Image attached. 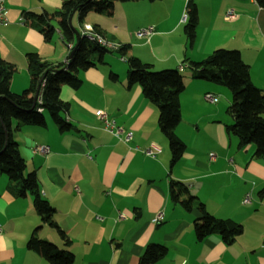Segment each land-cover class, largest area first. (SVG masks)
<instances>
[{"label":"crops","instance_id":"obj_1","mask_svg":"<svg viewBox=\"0 0 264 264\" xmlns=\"http://www.w3.org/2000/svg\"><path fill=\"white\" fill-rule=\"evenodd\" d=\"M193 1L197 25L191 42L182 19L188 0L116 1L110 13L90 10L83 20L73 13L71 25L79 34L84 24H90L118 48L128 44L124 55L118 48L108 51L124 57L121 61L136 56L153 70L180 72L184 89L175 132L185 150L170 163L167 140L157 124V106L138 84L127 83V70L116 58H106L107 52L101 61L95 58L93 66L77 72L81 80L77 87L60 86L59 97L68 103L67 130L60 131L48 114L42 126L12 123L25 172L36 173L40 195L54 208L52 219L69 243L41 220L33 195L18 196L0 174V264H48L27 247L31 236L71 251L72 264H139L150 243L167 251L152 264H264V157L254 156L253 144L239 147L237 136L227 131L233 122L229 89L193 75V62L213 50H238L252 83L264 90V8L255 0ZM60 4L61 0H4L8 24L0 26V57L16 66L9 80L12 92L29 87L26 53H36L50 65L70 59L76 37L63 38L52 20L53 30L45 39L39 29L43 25L32 15L52 12ZM228 10L235 14L231 19L226 18ZM149 26L151 34L137 36L139 29ZM206 93L216 96V103L221 94L226 104H215L205 113L187 107L184 114V96L198 109L204 106ZM97 109L131 132V140L125 142L105 130ZM200 125L206 136L200 143L192 142L188 132ZM211 140L212 146L204 144ZM151 143L159 147L154 156L143 152ZM37 145L47 146L48 152L33 153ZM171 180L188 187L189 193L180 199L195 195L210 214L240 223L241 234L231 243L218 233L197 240L193 221L201 212L196 206L186 210L171 201ZM247 194L249 203L244 201ZM157 214L160 219L154 220Z\"/></svg>","mask_w":264,"mask_h":264},{"label":"trees","instance_id":"obj_2","mask_svg":"<svg viewBox=\"0 0 264 264\" xmlns=\"http://www.w3.org/2000/svg\"><path fill=\"white\" fill-rule=\"evenodd\" d=\"M116 1L133 0H61L59 9L32 15L40 25H43L39 29L45 39L50 38L53 30L50 24L52 20L56 21L63 38L73 39L75 33L69 22L72 13L77 12L79 20H83L90 10L110 13ZM255 1L264 8V0ZM186 14L183 30L191 42L197 25V8L193 0H188ZM94 28L96 29V26ZM128 49V44L120 45L117 52L124 55ZM72 50V56L66 63L55 65L41 60L36 53H26L30 84L19 93L12 92L9 88V80L16 71V66L0 57V174L7 177L18 196H25L27 193L33 195L34 209L41 220L56 228L66 244L69 243V239L52 219L54 208L40 195L36 173L25 172V161L12 136V123L16 121L42 126L45 124V114H48L60 131L70 127L64 118L68 112V103L59 97L61 84L77 87L81 82L77 72L93 66L96 59L101 61L105 52L113 51L96 42L88 41L83 36L73 45ZM127 63V83L138 84L143 95L157 106V124L167 139L170 163L173 164L180 159L185 150V143L175 132L181 115L179 96L184 89L183 77L177 69L153 70L151 64L143 62L136 56H129ZM193 68L195 78L218 83L229 89L231 104L228 112L233 117V122L226 126L227 131L237 136L239 147L253 144L254 156L264 157V90L252 83L249 67L241 59L239 51L217 48L203 60L193 62ZM42 81L44 87L38 101L39 84ZM40 107L43 109L42 112L37 111ZM188 193L185 183L170 181L171 201L186 210L196 206L201 212L200 218L193 221L197 240L218 233L225 243H231L241 234L240 223L210 214L195 195L180 199L183 194ZM27 247L44 256L48 264H72L74 261L71 251L35 236H31L27 241ZM166 252L165 246L150 243L140 256L139 264H152L164 257Z\"/></svg>","mask_w":264,"mask_h":264},{"label":"built area","instance_id":"obj_3","mask_svg":"<svg viewBox=\"0 0 264 264\" xmlns=\"http://www.w3.org/2000/svg\"><path fill=\"white\" fill-rule=\"evenodd\" d=\"M234 16H235V14L232 12V10L227 11V13H226L227 19H231ZM182 19L183 20L187 19L186 13L183 14ZM7 24H8V20H7L6 12H5L4 0H0V26H5ZM152 31H153V28L151 26L146 27V28H141L137 31V36L146 37L149 34H151ZM80 35L83 36L84 38H86L88 41L96 42L99 45L107 48L108 50H116L118 48L117 44L107 40L101 32L94 29L93 26L90 24H84L82 26ZM70 47H71V45H70ZM121 59L124 60V57H121ZM43 84L44 83L42 81L40 84V87H39L40 90H38V93H39L38 101H40V98H41L40 94L42 92ZM204 97L206 100H209L211 102H215L217 100L216 96L212 95L211 93H206L204 95ZM38 110L41 111V108H39ZM95 112H96V117L103 123V127L105 130H107L109 133H111L112 135L122 139L125 142H128L131 140V137H132L131 132L124 130L123 127H121L120 125H117L116 122L114 121V119L111 118L104 110L97 109ZM32 152L33 153H37V152L46 153V152H48V147L45 145H37V146L32 148ZM143 152L147 155L154 156L155 153L159 152V147L156 144L151 143L150 146L148 148L144 149ZM244 201L245 202L250 201L249 195H246V197L244 198ZM120 217H122V215H119V218ZM158 219H160V214H157L155 216L154 220H158ZM0 231H1V226H0Z\"/></svg>","mask_w":264,"mask_h":264},{"label":"rangeland","instance_id":"obj_4","mask_svg":"<svg viewBox=\"0 0 264 264\" xmlns=\"http://www.w3.org/2000/svg\"><path fill=\"white\" fill-rule=\"evenodd\" d=\"M105 57L106 58H108V57L116 58L117 59V62L119 64H122L121 65L122 69L123 70H127L128 63L126 61H121L120 55H118L117 53H115V51L114 52H107V53H105ZM224 88H226V87H224ZM226 90H228V89L226 88ZM228 92H229V90H228ZM217 96H218V102L217 103L216 102L211 103V102H208V100H205V101L203 100L204 106H199L198 109H194V106L191 104V102H189V99L184 96V98H183V108L185 109L184 114H186V113L189 112V110H188L187 107H189V109H191V110H194L196 113H205L207 111H211L214 108L215 104H219L220 107L221 106L223 107L226 104L225 98L221 94L220 95L218 94ZM188 135H189L190 138H192V142L200 143L202 141V139L206 136V133H204V130L201 129V125H200V128L198 130L190 131V132H188ZM167 144H168V142H167ZM204 144H206V145L209 144V145L212 146L214 144V141L213 140L208 141V142H205L204 141ZM209 158L210 159H213L214 158V153L213 152L209 154ZM247 195H249V194H247Z\"/></svg>","mask_w":264,"mask_h":264},{"label":"water","instance_id":"obj_5","mask_svg":"<svg viewBox=\"0 0 264 264\" xmlns=\"http://www.w3.org/2000/svg\"><path fill=\"white\" fill-rule=\"evenodd\" d=\"M72 15H73V13L71 14V16H70V18H69V22H70V23H71V17H72ZM74 33H75L76 44H77L78 41H79V39H80V34H79V32H78L76 29H74ZM72 53H73V50H71V52L69 53L68 58H71Z\"/></svg>","mask_w":264,"mask_h":264},{"label":"bare ground","instance_id":"obj_6","mask_svg":"<svg viewBox=\"0 0 264 264\" xmlns=\"http://www.w3.org/2000/svg\"><path fill=\"white\" fill-rule=\"evenodd\" d=\"M5 12H6V8H5Z\"/></svg>","mask_w":264,"mask_h":264}]
</instances>
